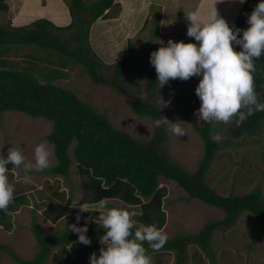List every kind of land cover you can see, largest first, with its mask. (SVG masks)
<instances>
[{
  "label": "trees",
  "instance_id": "obj_1",
  "mask_svg": "<svg viewBox=\"0 0 264 264\" xmlns=\"http://www.w3.org/2000/svg\"><path fill=\"white\" fill-rule=\"evenodd\" d=\"M61 1L66 4L70 17V22L66 25H56L44 17L23 25L14 24L9 17L6 24L0 25V115L7 111H18L33 118L41 117L52 122V129L46 135V139L52 147L56 162L49 166L47 171L53 176L70 179V166L75 162L76 171L80 176L81 196L78 204H93L102 198L117 199L123 204L121 208L138 213L134 217L138 225L155 224L161 229L165 224L162 205L166 187L159 186L161 177L175 181L188 194V200L197 198L222 209L225 213L222 220L205 223L195 234L180 233L168 239L159 251L174 252L176 258L174 264H184L185 250L189 245H198L211 255L212 247L209 240L213 230L231 228L244 212H249L257 222L252 243L264 238V204L259 189L247 194L224 196L205 181L206 171L215 153L228 143V140L217 141L213 138L211 133L213 121L204 122L200 126L192 116L186 115L204 145L203 155L196 170L189 172L162 156L161 136L150 141L137 139L125 130L115 127L104 114L81 100L72 89L54 83L56 79L67 75L63 68L70 63H78L94 85L114 86V82L123 79L125 82H133L137 89L142 87L138 76H127L137 59L133 42L128 41L127 53L115 62L112 80H109L102 71L107 66L106 63L94 54L90 45L92 36V41H95L98 49L106 47L104 34L108 33V30L110 32V29L96 27V22L117 18L121 12V3L117 0ZM256 3L257 0H245L231 26L246 28L247 15ZM49 6V15L56 21L61 20L62 16L52 9L55 8L54 5ZM151 6L152 18H146L141 29L151 22L150 36H160L162 9L160 4L153 3ZM171 7L174 8L171 5L166 6L165 11L167 9L168 12L171 11ZM9 11L7 1L0 0V13ZM40 11L42 10L35 6L31 8L30 13L36 16ZM165 18L164 16L163 23L168 25L169 19L167 17L166 23ZM93 29L97 30L96 34L92 33ZM67 32L70 33V39L64 37ZM235 47L238 49V46ZM22 48L32 50L25 55L27 59L22 62L23 64L6 57L9 53ZM152 49L151 46L148 47L142 59L144 62L149 61ZM38 53H45L46 62L57 64L59 69L53 68L49 73L40 74L37 69V64L41 61ZM254 64V88L264 103V54L255 60ZM39 76H43L45 80H41ZM184 81L197 85L199 79L194 77L188 80L175 79L171 85L177 86ZM156 86V72L153 67L146 81V88L151 91ZM126 98L132 111L138 116H150L153 120L158 118L156 107L133 93L126 95ZM263 125L264 114L254 113L239 126L230 122L226 133L231 137L257 135L262 132ZM70 147L73 156L70 155ZM16 191L14 190V199L8 209L0 210V226L5 231L14 229L13 213L19 207L28 204V195ZM53 196H56L58 201ZM63 197V191L54 190L47 198L43 213L48 219L57 221L72 211V206L63 202ZM39 205V202L37 204L34 202L33 213H36ZM97 215V212L91 213V217ZM30 229L39 248L34 257L21 258L4 243H0V255L8 253L17 264H45L49 258L51 264H54L52 249L60 246L66 253L61 264H86L91 253L99 255L98 238L105 231L100 225H89L87 235L91 238V244L86 246L79 242L77 234L70 229L57 230L51 236H47L36 222H33ZM135 230L136 228L133 232ZM144 246L149 255L159 252H153L146 242Z\"/></svg>",
  "mask_w": 264,
  "mask_h": 264
},
{
  "label": "rangeland",
  "instance_id": "obj_2",
  "mask_svg": "<svg viewBox=\"0 0 264 264\" xmlns=\"http://www.w3.org/2000/svg\"><path fill=\"white\" fill-rule=\"evenodd\" d=\"M6 1L10 11L0 13V25L6 24L9 17L12 20L17 17L16 25L28 24L32 20L42 18L43 14H48L47 17L55 21L48 13L50 4L54 5L55 8L52 9L56 12L58 10L62 14L63 8L67 12V6L61 0H36L39 1L42 10L36 16L30 13L31 8L35 6H29V3L26 4L25 0ZM117 1H120V9L122 11L123 7L124 12H120L121 16L108 21L111 23H107L110 24V32L108 30V33L104 34V37L106 36L104 39L106 40L104 41L107 44L106 47L98 49L95 41H92V36L90 45L93 52H95L94 54L106 63L107 66L102 71L109 80H112L115 62L127 53L128 41L133 42L137 59L128 71L127 76H138L142 85L141 89H137L133 82H125L123 79L114 82V86L110 84L94 85L78 63H70L63 68L67 75L56 79L54 83L72 89L81 100L104 114L115 127L125 130L137 139L150 141L154 137L161 136L162 156L179 164L187 171L193 172L202 158L204 148L201 137L186 117L187 114L192 116L200 126L204 123L196 115L200 105V100L194 91L196 85L194 82L184 81L177 86H172V80H170L163 87H159L157 81V86L150 91L146 88V81L149 79V73H151L153 66L149 61L144 62L142 59L148 51V47L151 46L154 51L161 46L160 41L166 44L169 38L173 41L184 42L192 40L193 38L186 35L187 26L190 23L186 15L195 10L188 11V13L184 12L176 18L175 9L171 7L172 10L169 12L167 9L164 16L166 17V23L168 17L170 27L168 26L167 30L161 32L159 30L160 36L151 37V22L144 29L141 28L146 18H152L150 2L155 0H146L144 5L139 0L138 9L143 8L139 12L135 8L132 9V12L126 7L125 5L131 7L129 2L126 4V0ZM57 14L59 13L57 12ZM67 16H69L68 12ZM53 20L51 21L53 22ZM93 30L94 32H91L96 34L97 30ZM64 37L70 39V33L67 32ZM31 52V48H22L9 53L6 57L23 64L22 62L27 59L25 55ZM38 56L41 58V61L37 64L40 74H43V72L49 73L53 68L59 69L57 64L46 62L45 53H38ZM52 58L55 59V57ZM193 77L200 79L197 76ZM39 78L45 80L43 76H39ZM130 93L157 109H159L160 98L167 101L168 105L158 111V118L163 116L170 122L179 123L184 128L185 135L176 137L168 130L170 126L154 127V120L150 116L141 117L134 113L126 98V95ZM228 124L212 122L211 133L213 138L217 141L228 140V143L215 153L206 171L205 181L224 196L247 194L250 191L259 189L261 201L264 204V125L262 132L257 135L245 134L240 137H231L226 133ZM51 129L52 122L41 117L33 118L18 111L2 113L0 115V155L6 156L9 148L20 147L25 162L34 163V148L41 142L48 143L46 135ZM49 148L52 152L50 157L51 166L55 164L56 158L50 145ZM70 155L73 156L72 147H70ZM75 164V162H72L70 166V179L53 176L47 171L48 168L42 171L33 170L26 174L23 164L14 167L9 163L6 166L9 169L8 178L10 183L14 184L16 192L28 195V204L19 207L13 213V230L5 231L0 226V243L7 244L21 258L31 259L39 249L35 236L30 229L33 222H36L47 236H51L57 230L69 229L67 226L76 223L75 218L78 214L81 216V224L84 223L85 217H91V214L87 212L80 213L77 208L80 206L78 200L81 192L79 189L80 176L76 171ZM26 175L27 179H25ZM159 186L166 187V195L163 198L162 205L166 219L161 229L167 234L168 239L180 233L195 234L205 223L222 220L225 216L222 209L211 206L200 199L192 198L188 200V194L173 180L161 177ZM54 190L63 191V202L73 208L71 212L57 221L48 219L43 213L47 198L51 196ZM53 197L56 198V196ZM56 201H58L57 198ZM34 202L36 204L37 202L40 203L36 213L32 211ZM109 207H123V204L117 200H109ZM89 225L97 226L99 224L95 220H90ZM256 228L257 222L254 217L249 212H244L231 228H215L213 230L209 240L212 247L211 255H208L198 245L187 246L184 254V264H264V238L252 243ZM51 256L54 257V264H61L66 253L62 251L60 246H57L52 249ZM150 256L152 264H174L176 260L174 252L170 251H159L158 253H152ZM49 262L50 260H47L45 264H49ZM0 264L17 263L8 253H4L0 255ZM86 264H89V262L87 261Z\"/></svg>",
  "mask_w": 264,
  "mask_h": 264
},
{
  "label": "clouds",
  "instance_id": "obj_3",
  "mask_svg": "<svg viewBox=\"0 0 264 264\" xmlns=\"http://www.w3.org/2000/svg\"><path fill=\"white\" fill-rule=\"evenodd\" d=\"M216 2L218 0H214L212 8L204 15L198 10L186 15L190 21L186 35L192 40L184 42L169 38L166 44L160 41L161 46L150 52L149 62L155 69L159 87L170 80L200 77L194 89L200 100L196 111L200 120L205 123L234 122L239 126L254 113L264 114V103L255 91L253 80L254 61L264 54V0H257L247 15L248 26L244 29L230 27L218 15L214 7ZM239 2L242 4L244 0ZM167 105L168 102L160 98L158 111ZM160 117L153 121L154 127L170 126L168 130L176 137L185 135L179 123ZM51 155L47 142L35 146L34 163L25 162L20 147L9 148L6 156L0 155V210H7L14 199L15 186L9 181L6 166L23 164L26 174L42 171L50 166ZM77 208L80 213H98L95 217H85L83 224L78 214L76 223L67 226L77 234L81 244H91L87 235L90 220H95L105 230L98 238L99 255L91 253L89 264H152L145 242L153 252H158L168 241L167 234L155 224L136 227L134 217L138 213L109 207L107 198L93 204L83 203Z\"/></svg>",
  "mask_w": 264,
  "mask_h": 264
},
{
  "label": "crops",
  "instance_id": "obj_4",
  "mask_svg": "<svg viewBox=\"0 0 264 264\" xmlns=\"http://www.w3.org/2000/svg\"><path fill=\"white\" fill-rule=\"evenodd\" d=\"M138 1L139 0H126V4L129 2L131 4V7L129 5H125V6L128 7L131 11H132V9L135 8L139 12L143 8L138 9L139 8L138 7V5H139ZM141 1L143 2V5H144V2L146 0H141ZM244 2H245V0H244ZM25 3L26 4L29 3V6L31 4H33V6H36L37 8L41 9L39 1L25 0ZM153 3L160 4L161 9H162L161 21H160L161 25H159V30L161 32V31L167 30V27L169 26V25H166L165 23H163V21H164L163 17H164V12H165L166 6H169V5L174 6L176 13H177L176 18L181 16L180 14H183L184 12L188 13V11H192V10H195V11L198 10L201 14L203 13L202 15H204L207 13V11L209 9L212 8L214 0H155L154 2L151 1L150 5ZM190 5H191V7H190ZM242 5H243V3L241 4L239 2V0H218V2L215 3L214 7L216 8L218 15L223 17L226 20V22L229 24V26L231 27L232 23L234 22L237 14H238V11L242 7ZM57 12L62 16V19L59 21H56V20L54 21L52 18H48L47 17L48 14L47 15L43 14L44 15L43 17H46L50 20H53V22H55L57 25H59L61 23H63L62 25H66L70 22V17L67 16L68 10H67V12H65V9L63 8L62 14L58 10H57ZM122 12H124L123 7H122L121 13ZM119 16H121V14ZM108 21H112V19L102 20L101 22L98 21V22H96V27H103L104 30H107L110 27V24H107V23H111ZM15 22L16 21L13 20L14 24H15ZM93 28H95V27H93ZM108 200H117V199H108ZM117 201H119V200H117ZM136 226H140V225L136 224ZM48 260H50L49 264H51V259H48Z\"/></svg>",
  "mask_w": 264,
  "mask_h": 264
}]
</instances>
